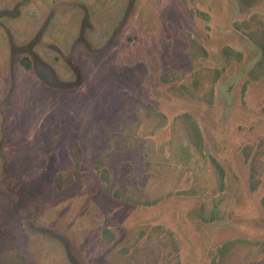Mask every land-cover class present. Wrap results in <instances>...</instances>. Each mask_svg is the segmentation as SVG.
Masks as SVG:
<instances>
[{
	"label": "rangeland",
	"instance_id": "obj_1",
	"mask_svg": "<svg viewBox=\"0 0 264 264\" xmlns=\"http://www.w3.org/2000/svg\"><path fill=\"white\" fill-rule=\"evenodd\" d=\"M0 264H264V0H0Z\"/></svg>",
	"mask_w": 264,
	"mask_h": 264
},
{
	"label": "trees",
	"instance_id": "obj_2",
	"mask_svg": "<svg viewBox=\"0 0 264 264\" xmlns=\"http://www.w3.org/2000/svg\"><path fill=\"white\" fill-rule=\"evenodd\" d=\"M21 63L24 66L25 69H29L30 68L31 62H30V59L27 56H23L21 58Z\"/></svg>",
	"mask_w": 264,
	"mask_h": 264
}]
</instances>
